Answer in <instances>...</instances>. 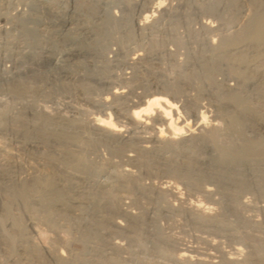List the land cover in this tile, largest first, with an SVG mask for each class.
I'll use <instances>...</instances> for the list:
<instances>
[{
  "label": "bare ground",
  "instance_id": "obj_1",
  "mask_svg": "<svg viewBox=\"0 0 264 264\" xmlns=\"http://www.w3.org/2000/svg\"><path fill=\"white\" fill-rule=\"evenodd\" d=\"M73 1L0 0V264H264V0Z\"/></svg>",
  "mask_w": 264,
  "mask_h": 264
},
{
  "label": "rangeland",
  "instance_id": "obj_2",
  "mask_svg": "<svg viewBox=\"0 0 264 264\" xmlns=\"http://www.w3.org/2000/svg\"><path fill=\"white\" fill-rule=\"evenodd\" d=\"M177 0H171V2H170V0L168 1L167 0V2H165V4H164V6L162 7V10L161 9H159V10H157L156 11V13H154V14H156V15H154L153 14V16L149 19V21H150V24H156L157 22V24H158V26H159V28H161V27H167V25L168 26H181V27H183V28H185V26L187 25V27L189 26V28L188 29H190V30H194V31H197L198 29H200V26L202 25V24H206L207 22L209 23V25H212V26H214V24H217V26H218V24L220 25V18L221 17H223L224 16V13H225V8H224V5L223 4H220V5H212V12H206L204 9H203V7H204V5H200V6H202V8L198 5V6H186L184 3H181V2H179V1H177ZM73 0H67V3H68V6H70L69 7V10H70V8H72L71 7V5L73 4V5H75L76 3L74 2ZM179 2V3H178ZM72 3V4H71ZM174 3V4H173ZM70 4V5H69ZM178 4V5H177ZM180 4V5H179ZM183 4H184V6H183ZM72 5V6H73ZM170 5V6H169ZM186 6V7H185ZM215 6V7H214ZM165 7V8H164ZM222 7H223V10H222ZM136 8V9H135ZM137 8H139V7H134V8H132V9H134L133 11H131L132 12V14H133V16L130 14L131 12L130 11H125L124 9H122V11L120 10V9H113L112 11H115V12H112V15H114V17H117L118 18V16L120 17L121 15V13H122V15L124 14L126 17H128L129 15H131V16H129V19H130V21H131V19H132V21L133 20H135L136 19V15H137V17H138V15H139V13H140V9H137ZM168 8V9H167ZM187 8V9H186ZM190 8V9H189ZM164 9V10H163ZM181 9V10H180ZM183 9V10H182ZM185 9V10H184ZM189 9V10H188ZM195 9V10H194ZM120 10V12L118 13V11ZM123 10L125 11V12H123ZM175 10V11H174ZM194 10V11H193ZM158 11H160V13L158 12ZM178 11V12H177ZM180 11V12H179ZM187 11V12H186ZM207 13H205V12ZM216 11V12H215ZM138 14H137V13ZM142 12V11H141ZM158 12V13H157ZM216 14H215V13ZM165 13V14H164ZM171 13V14H170ZM185 13V14H184ZM191 15H190V14ZM223 15H222V14ZM158 14H160V17H161V15H162V17H161V19H160V17H158L159 15ZM179 14V15H178ZM181 14H183V15H181ZM205 14V15H204ZM212 14V15H211ZM214 14V15H213ZM243 14H245V15H248L249 14V12L245 9L244 10V12H243ZM116 15H118V16H116ZM123 15V16H124ZM169 15V16H168ZM187 15V16H186ZM195 15V16H194ZM210 17H209V16ZM221 15V16H220ZM217 16V17H216ZM184 18V19H182V18ZM190 19H189V18ZM215 17V18H214ZM209 18H210V20H209ZM220 20H218V19ZM214 19V20H213ZM222 19V18H221ZM152 20V21H151ZM159 20V21H158ZM183 20L184 21H186L185 23L183 22ZM148 21V22H149ZM156 21V22H155ZM170 21V22H169ZM195 21V22H194ZM203 21V22H202ZM207 21V22H206ZM154 22V23H153ZM178 22V23H177ZM181 22V23H180ZM187 22H188V24H187ZM197 22V23H196ZM212 22V23H211ZM214 22H216V23H214ZM193 23V24H192ZM194 23H195V25H194ZM207 23V24H208ZM149 24V26H153V25H150ZM175 24H177V25H175ZM179 24V25H178ZM198 24V25H197ZM163 25V26H162ZM157 26V25H156ZM216 25H215V27H217ZM180 27V28H181ZM183 28H181V32H183L182 30H183ZM195 28H197V29H195ZM75 66V65H74ZM74 68V67H73ZM76 68V67H75ZM68 81V80H67ZM91 84H93V85H95V87L97 88L98 87V85H99V87H100V84H97V83H91ZM93 85H91L92 87H93V89H94V91L96 92L97 90V92H100L99 90H102V88L101 89H95L94 88V86ZM92 92V91H91ZM91 95V94H90ZM92 96V95H91ZM66 99H64V101H65ZM62 105V104H61ZM71 105V104H70ZM72 106H75L74 104L72 105ZM62 107V106H61ZM60 107V108H61ZM73 107H68V108H65V112L68 114H70V116L71 115H74V112H70L71 110H73V111H75L74 110V108L72 109ZM68 109V110H67ZM71 109V110H70ZM47 111L51 114V110H48L47 109ZM94 111V110H93ZM181 114H183V113H181ZM69 116V115H68ZM181 117H183V118H185L186 116L185 115H181ZM45 237V239H46V236H44ZM44 237H40V238H38L37 239V237H35L36 239H37V243H38V245H40V246H42V243L41 242H45V240L43 239ZM35 238H34V243H35ZM39 239H43L42 241H40ZM36 244V243H35ZM44 244V243H43ZM37 245V244H36ZM37 245V246H38ZM1 261V260H0Z\"/></svg>",
  "mask_w": 264,
  "mask_h": 264
}]
</instances>
